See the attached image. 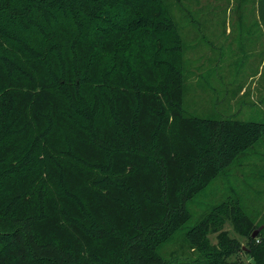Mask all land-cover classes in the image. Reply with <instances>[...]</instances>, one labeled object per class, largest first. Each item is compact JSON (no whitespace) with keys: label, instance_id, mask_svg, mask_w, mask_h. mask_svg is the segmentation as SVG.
Listing matches in <instances>:
<instances>
[{"label":"trees","instance_id":"1","mask_svg":"<svg viewBox=\"0 0 264 264\" xmlns=\"http://www.w3.org/2000/svg\"><path fill=\"white\" fill-rule=\"evenodd\" d=\"M165 16L162 0H0V264H178L158 245L264 125L184 114Z\"/></svg>","mask_w":264,"mask_h":264},{"label":"rangeland","instance_id":"2","mask_svg":"<svg viewBox=\"0 0 264 264\" xmlns=\"http://www.w3.org/2000/svg\"><path fill=\"white\" fill-rule=\"evenodd\" d=\"M162 3L167 26L181 38L184 114L264 125V25L258 0ZM186 208L188 222L158 245L160 256L178 264H222L224 258L255 264L251 250L264 243V133ZM237 211L252 223V233L237 230ZM223 235L237 245L228 257Z\"/></svg>","mask_w":264,"mask_h":264},{"label":"water","instance_id":"3","mask_svg":"<svg viewBox=\"0 0 264 264\" xmlns=\"http://www.w3.org/2000/svg\"><path fill=\"white\" fill-rule=\"evenodd\" d=\"M257 234V231H255L253 234H252V238H254Z\"/></svg>","mask_w":264,"mask_h":264}]
</instances>
